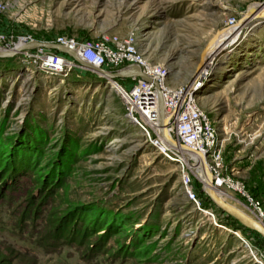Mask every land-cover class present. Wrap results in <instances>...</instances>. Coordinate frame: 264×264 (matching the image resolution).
Listing matches in <instances>:
<instances>
[{"label": "rangeland", "instance_id": "1", "mask_svg": "<svg viewBox=\"0 0 264 264\" xmlns=\"http://www.w3.org/2000/svg\"><path fill=\"white\" fill-rule=\"evenodd\" d=\"M263 5L0 0V33L40 41L133 33L145 55L168 68V83L181 86L201 75L210 51L242 23L197 93L215 121L224 163L262 216L237 195L226 200L264 223V17L247 19ZM199 170L186 153L155 147L94 72L55 71L23 54L0 61V264H264V240L210 201ZM63 223L71 224L68 236ZM74 230L86 236L77 239Z\"/></svg>", "mask_w": 264, "mask_h": 264}, {"label": "built area", "instance_id": "2", "mask_svg": "<svg viewBox=\"0 0 264 264\" xmlns=\"http://www.w3.org/2000/svg\"><path fill=\"white\" fill-rule=\"evenodd\" d=\"M1 9L0 6V11ZM32 40L35 39L30 35L14 38L0 33V50L16 48ZM52 42L75 50L84 61L102 70L114 72L136 65L144 74L157 81L163 95L168 133L180 144L204 156L211 173L212 186L216 191L243 198L262 216L260 202L247 192L244 184L234 177L232 170L224 163L219 149L215 121L200 105L197 90L208 74H205L206 71H202L201 75L196 76L189 83L171 86L167 81L168 68L151 61L139 47V37L133 33L124 36L104 35L97 40L82 41L60 35ZM19 54L37 57L42 60L45 67L55 71L64 68L70 70L78 66L71 57L43 48ZM197 77L201 78L196 80ZM126 79L131 81L129 87L117 80L113 82L107 80V82L110 85L112 82V88L120 95L124 103L125 115L142 130L154 146L163 145L158 126V100L155 87L140 77L133 76ZM181 186L185 194L195 201L188 174L181 176Z\"/></svg>", "mask_w": 264, "mask_h": 264}, {"label": "water", "instance_id": "3", "mask_svg": "<svg viewBox=\"0 0 264 264\" xmlns=\"http://www.w3.org/2000/svg\"><path fill=\"white\" fill-rule=\"evenodd\" d=\"M260 16L264 17V12ZM234 26L235 25H233L231 27H234ZM242 31H243V26H240L238 29V33H237L239 37L241 36ZM39 48H43L46 50H54L60 54L67 55V56L71 57L76 62V64L78 66L83 67L85 69H88V70L94 72L98 76L103 77L104 79H106L108 81L113 82L116 79H126V78H130V77L135 76V77L142 78L144 81H146L148 83H152L153 86L155 87L156 94H157V100H158V126H159V133H160L161 139L169 147L177 149V151H179V152H183L186 154L195 152V151L191 150L190 148H188L187 146L177 142L176 139H174L168 133V131L166 129L167 118H166V113H165V109H164L163 95H162L160 85L157 81L151 79L149 76L144 74L140 70V68L136 65H132L129 68L120 69V70H117L114 72L105 71V70H102V69L95 67V66L91 65L90 63L84 61L78 55V53L75 50L70 49L69 47H67L65 45L54 43L52 41H40V40L29 41V42L24 43V44H22L16 48L0 50V59L13 58L14 56H16L19 53H23L26 51H32V50L39 49ZM222 50L223 49H220V51H222ZM220 51H218L216 53V55ZM207 69H208V67L207 68L205 67L204 71H206ZM200 78L201 77H197L196 80H199ZM198 163L200 164L201 170H202L203 175H204V180H203L204 188L203 189H204L205 193L207 194L208 198L210 199V201L219 210H221L226 215H228V216L232 217L233 219H235L236 221H238V223L240 225H242L244 228H247L251 231H254V232L258 233L262 238H264V223L261 220L260 221L257 220L256 219L257 217L253 218V217L249 216L248 213H246L245 211L241 210L240 208L228 203L221 196H219L216 193L217 191L212 186L211 173L207 167V163L205 161L204 156H203V162L200 161Z\"/></svg>", "mask_w": 264, "mask_h": 264}, {"label": "bare ground", "instance_id": "4", "mask_svg": "<svg viewBox=\"0 0 264 264\" xmlns=\"http://www.w3.org/2000/svg\"><path fill=\"white\" fill-rule=\"evenodd\" d=\"M253 10H255L256 12L255 13H253L254 11H252V12H250V15H251V13L253 14V15H251V16H249V17H247V19H250V18H252V17H254V16H260L263 12H264V5L262 6V7H259L258 9L257 8H255V9H253ZM244 20H246L245 18H244ZM244 20H243V22H244ZM242 23H240L239 24V26H237L236 27V29L234 30V28H232L231 30H233V32L231 33V35H230V37L223 43V44H219V45H217L216 47H215V49L214 50H211L210 51V55H209V57H208V59H206L207 60V64H206V68L207 67H209L210 66V64H211V62L213 61L214 62V60H212L214 57H215V55H216V53L218 52V51H220V49H225L226 47H227V45H229V43H230V41L233 39V38H237V36H238V29H239V27H240V25H241ZM218 34H221V32H218L217 33V35ZM212 44H213V42L209 45V47H208V49L207 50H209V49H211V47H212ZM232 50H229V53L231 52ZM205 60V59H204ZM205 60V61H206ZM204 61V62H205ZM220 68V67H219ZM203 69H204V67H203ZM204 71V70H203ZM212 71H213V69L211 70V72L209 73V75L211 76V74H212ZM215 71V70H214ZM214 74V73H213ZM203 84V82L201 81V84L200 85H202ZM111 87H113V83L111 82ZM200 88V87H199ZM198 88V89H199ZM166 118H167V115H166ZM163 141V140H162ZM164 142V141H163ZM165 143V142H164ZM166 144V143H165ZM156 147V146H155ZM161 146H158V148H160ZM180 155V154H179ZM181 156V155H180ZM187 156L188 157H193V158H195V159H197V161L198 162H203V156H202V154L201 153H198V152H193V153H188L187 154ZM186 157V156H185ZM184 157V158H185ZM199 176H200V178H201V180L203 181L204 180V175H203V172L202 171H200L199 170ZM219 196H221L225 201H227L226 200V195L228 194H226V193H220V192H216ZM229 200V199H228ZM228 202V201H227ZM228 203H230V202H228ZM230 204H232V205H234L233 203H230ZM235 206V205H234ZM248 208V207H247ZM242 210V209H241ZM252 213V212H251ZM249 216H251V217H253L252 215H250L249 214ZM254 218V217H253ZM257 220H259V218H256ZM260 221V220H259Z\"/></svg>", "mask_w": 264, "mask_h": 264}, {"label": "trees", "instance_id": "5", "mask_svg": "<svg viewBox=\"0 0 264 264\" xmlns=\"http://www.w3.org/2000/svg\"><path fill=\"white\" fill-rule=\"evenodd\" d=\"M52 51H54V50H52ZM1 60L10 61V60H12V58H8V59H0V61H1ZM227 216H228V215H227ZM228 217L230 218L231 221L235 222L237 225H239V226H241L242 228H244L242 225H240V224L238 223V221H236L235 219H233V218L230 217V216H228ZM67 224H68V223H66V224L63 223L62 226H60V230H61L63 236H68L69 234H71V230H70V228H71L70 225H71V224H69V225H67ZM244 229H246V230L252 232L253 235H256V236L259 237L260 239L264 240V238H262L258 233L254 232V231H251V230H249V229H247V228H244ZM73 232H74V233H73V237H76L77 239H81V238H83V237L86 236L84 233H82V232H80V231H78V230H74ZM3 262H6V261H3Z\"/></svg>", "mask_w": 264, "mask_h": 264}]
</instances>
